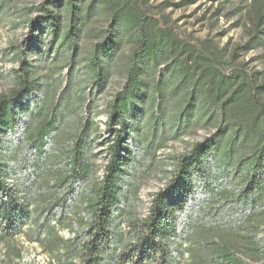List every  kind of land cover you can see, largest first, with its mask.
Returning <instances> with one entry per match:
<instances>
[{"label":"trees","instance_id":"obj_1","mask_svg":"<svg viewBox=\"0 0 264 264\" xmlns=\"http://www.w3.org/2000/svg\"><path fill=\"white\" fill-rule=\"evenodd\" d=\"M249 1L252 26L244 43L228 53L223 47L177 34L168 20L147 9L144 0L41 2L30 21V44L13 53L18 65L10 72L12 87L0 93V218L11 228L23 218L31 221L23 187L8 183L17 179L8 141L13 136L18 143L25 139L42 153L58 124L73 117L65 112L66 104L54 111L57 104L52 105L49 86L57 76L55 70L62 63L74 64V74L99 90L113 73V62L129 45L125 83L109 104L110 157L87 203L90 218L77 243L78 264H116L114 229L122 215L127 176L138 165L135 148L141 144L142 152L154 154L165 140L200 130L208 133L178 157L174 177L153 200L147 235L138 237L141 264H180L179 259H171L170 251L182 231L178 216L200 191L237 211L229 216L212 211L187 224L190 230L180 233L190 242L187 264H251V259L264 263V242L256 239L264 225V74L238 60L264 45V0ZM12 2L0 0V20L11 18L4 14ZM97 15L105 19L106 28L98 29L97 41L81 55L80 42ZM91 121L80 119L70 134L66 167L56 183L63 189L56 200L60 212L75 183H86L91 176L89 156L97 137ZM51 208L48 205L46 214ZM46 220L61 223L63 219L61 213L51 212ZM11 228L3 229L4 234L12 235Z\"/></svg>","mask_w":264,"mask_h":264},{"label":"rangeland","instance_id":"obj_2","mask_svg":"<svg viewBox=\"0 0 264 264\" xmlns=\"http://www.w3.org/2000/svg\"><path fill=\"white\" fill-rule=\"evenodd\" d=\"M44 0H13L5 15L10 19L0 20V93L8 92L12 87L10 72L17 68L14 52L21 53L27 47L31 38L30 21L38 14L35 9ZM147 9L158 17H164L174 26L177 34L203 41L218 48H225L228 53L235 45L243 44L248 30L252 26L249 0H144ZM4 10V8H2ZM1 9V10H2ZM102 16H95L86 28L82 37L81 55L88 52L97 41L98 29L106 28ZM130 46L123 47L119 57L113 62V73L108 81L100 84L99 90L94 84L85 83L82 75L74 74L75 65L62 63L56 69L51 80L52 105L54 110L63 109L73 117L67 122L59 123L51 143L42 153L36 152L24 140L17 142L11 137L8 141L11 167L16 180L8 183L23 188V201L31 211V221H23L9 227V222L0 218V264H78L79 246L85 225L89 221L88 202L92 195V187L98 184L103 175L105 165L109 161L106 128L108 110L111 100L125 83L126 56ZM33 57H29L31 60ZM238 60L245 62L250 70L262 71L264 74V45L240 55ZM73 79H77V84ZM78 88L77 91L75 89ZM86 92L85 101L78 98ZM68 104V105H67ZM76 105L71 110L70 105ZM94 106L88 108L87 105ZM90 118V125H96L95 143L91 149L89 162L92 173L86 183H75V191L68 196L65 210L60 212L56 203L63 192L56 188V183L66 167V150L71 145L70 134L76 129L80 119ZM24 121V120H23ZM208 131L200 130L176 139H167L164 144L153 151L142 152L141 144L135 148L134 155L138 165L130 168L127 176L124 200L121 203L122 215L115 227L117 247L113 251L116 264H141V250L138 237L146 236L154 217L153 200L160 191L166 189L176 172L175 165L180 155L187 154L193 143L202 140ZM134 174V175H133ZM220 179H223L220 176ZM218 182V180H217ZM222 182V181H221ZM220 182V183H221ZM214 200H216L214 202ZM52 204L51 212L57 216L61 213L62 222L46 220V209ZM215 209V210H214ZM21 210H19V213ZM215 211L219 216L233 215L237 209L225 203L220 198H212L202 191L192 198L185 210L178 216L180 231L190 230L188 223L194 224L206 216L205 213ZM52 226L54 228H52ZM12 229V235H5L3 229ZM182 231L180 233H182ZM194 232V231H193ZM176 235L170 249L172 257L187 264L191 260L189 239L181 234ZM256 239L264 242V225L256 232ZM245 253H243V256ZM157 258H160L158 255ZM251 264H264L262 260H250ZM171 264H175L172 262Z\"/></svg>","mask_w":264,"mask_h":264}]
</instances>
